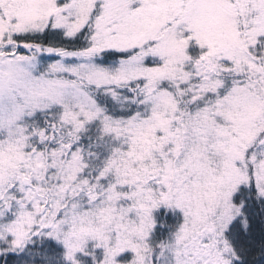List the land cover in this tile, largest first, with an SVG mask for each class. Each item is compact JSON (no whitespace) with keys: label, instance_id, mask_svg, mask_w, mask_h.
<instances>
[{"label":"snow or ice","instance_id":"obj_1","mask_svg":"<svg viewBox=\"0 0 264 264\" xmlns=\"http://www.w3.org/2000/svg\"><path fill=\"white\" fill-rule=\"evenodd\" d=\"M0 264H264V0H0Z\"/></svg>","mask_w":264,"mask_h":264}]
</instances>
